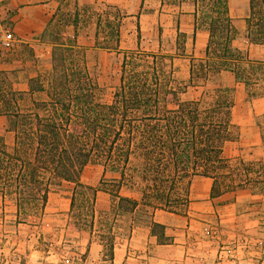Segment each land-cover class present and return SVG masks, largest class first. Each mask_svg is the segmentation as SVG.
Returning <instances> with one entry per match:
<instances>
[{
    "label": "trees",
    "instance_id": "16d2710c",
    "mask_svg": "<svg viewBox=\"0 0 264 264\" xmlns=\"http://www.w3.org/2000/svg\"><path fill=\"white\" fill-rule=\"evenodd\" d=\"M189 1L195 6V30L207 29L209 41L203 56L191 58L183 86L159 54L120 48L125 15L112 4L98 12L96 32L97 47L122 55L110 102L98 99L101 87L85 62L76 30L73 43L59 42L51 32V69L30 78L28 91L7 83L6 72H0V116L7 118L5 132L13 134L8 142L0 132V193L15 200L19 214L44 208L52 186L60 182L72 185L71 209L78 213L85 207L95 212L97 193L103 191L119 209L145 206L152 214H182L190 205V182L196 175L213 180V199L263 187L262 161L226 154L241 135L233 120L234 88L206 90L205 83L230 71L245 84L247 97L260 94L255 87L264 95V59L234 44L239 33L229 0ZM94 7L77 6L76 18ZM248 20L251 41L264 44V0H251ZM108 28L114 42H101L100 29L109 34ZM137 29L140 34L139 24ZM188 86L205 90L197 99H185ZM89 164L103 168L98 186L82 181ZM123 187L136 188L142 197L122 195Z\"/></svg>",
    "mask_w": 264,
    "mask_h": 264
},
{
    "label": "rangeland",
    "instance_id": "374dc122",
    "mask_svg": "<svg viewBox=\"0 0 264 264\" xmlns=\"http://www.w3.org/2000/svg\"><path fill=\"white\" fill-rule=\"evenodd\" d=\"M142 1L138 13H135L136 18H125L126 2L117 5L121 14L125 15L119 28L120 48L159 54L163 57L166 68L173 71L179 84H187L193 54L186 51L187 38L176 33L179 18L173 4L180 0ZM104 8H108L107 3H101L89 12H82L77 18L74 11L71 16L61 11L54 19L50 33L42 35L41 39L52 46L49 42L52 39L51 32L60 39L59 42L64 40L67 43H73L75 30L81 37L94 35L91 44L85 38H81L84 43H79L78 36L77 41L83 47L86 64L101 87L98 99L110 102L120 80L119 58L122 55L97 47L95 36L99 22L98 12ZM108 31L109 34L100 29L101 42H114L113 29L108 28ZM23 56L26 57V62ZM50 63L51 65L47 64L45 57H36L34 48L25 43H16L12 50H0V72H6L7 83L15 88L18 82L25 81L30 75H46L51 69L52 58ZM205 85L206 90L219 85L217 75H213ZM203 90L205 88L202 86H188L187 92L182 96L185 99H197ZM260 121L263 123L264 134V116ZM7 139L10 140V137ZM239 148L242 149L240 152ZM250 150L249 146L241 147L240 143L231 144L227 148V154L233 156L241 153L246 160L253 161L249 159ZM102 173L101 166L89 164L83 171L82 180L87 184L95 182L93 185L98 186ZM191 184H194L195 189L200 182L192 177L190 188ZM258 186L255 185L252 189L259 191ZM121 194L142 197L136 188L129 187H123ZM71 195L72 185L60 182L52 186L44 208L19 214L15 200L9 196L3 199L0 193V264H113L111 260L114 247L120 242L128 244L132 253L129 261L122 264H156L151 263L146 252L134 253L133 246L129 243L133 228L151 225L153 214L150 208L141 206L137 210L119 209L114 207L115 200L108 194L96 198L95 212L85 207L78 213V208L71 209ZM234 199L235 195L227 194L212 200V205H201L205 211H199V207H194L195 204L183 209V215L187 214L198 221L193 222L188 235V243L192 245L189 250L191 257L204 254L207 257L206 264H264V203H233ZM153 229L161 241L166 240L163 227L154 225ZM89 236L101 243L97 257L89 254ZM195 263L194 259L189 258L186 264Z\"/></svg>",
    "mask_w": 264,
    "mask_h": 264
},
{
    "label": "crops",
    "instance_id": "0c3cea01",
    "mask_svg": "<svg viewBox=\"0 0 264 264\" xmlns=\"http://www.w3.org/2000/svg\"><path fill=\"white\" fill-rule=\"evenodd\" d=\"M123 2H126L127 5L125 18H136L135 13H138V9L142 6V0H0V50H12V47L16 43H25L34 48L36 57H45L47 64L49 63L51 65L52 46L47 41H43L41 36L47 31L49 23L55 14L57 16L61 11L72 13L77 6H97L101 3L119 5ZM173 6L179 18L176 33L177 35L179 33L180 35L181 33L185 34L187 38L186 51L193 54L191 58L200 55L203 56L209 41V31L204 28L195 30L194 4L190 1L180 0L174 3ZM229 7L230 15L239 33L234 44L264 59V44L254 43L249 37L248 18L251 15V0H229ZM7 31L11 32L14 36V42L11 45H6L2 41V36ZM81 38L87 39L91 44L92 40H94V35L88 34L85 37L78 36L79 43H84ZM23 60L26 62V57L23 56ZM32 77L34 76L30 75L25 81L18 82L16 84L17 89L28 91L29 81ZM217 79L219 85L234 88L236 104L233 110V120L240 126L241 130L239 139L236 142H231L227 148L231 144L237 143H240L241 147L249 146L251 148L249 159L264 163L263 123L260 121L261 117L264 116L263 89L255 87L254 89L260 94L247 97L245 84L238 82L232 72L223 71L217 75ZM6 123L7 118L0 116V132H5ZM5 133L7 138L8 136L10 137V140L7 139L8 142H12L13 134L10 132ZM240 150L242 149L239 148V152ZM193 178L197 179L200 185L196 184L194 189V184L193 186L191 184L190 205L192 207L195 204L194 207H199V211H205L201 208V205H205L206 207L213 204L212 200L214 199L211 197L213 180L210 177L199 175ZM93 184L91 183V185ZM97 194L98 199L100 195H108L103 191H99ZM69 201H71V198H69ZM244 201L264 203V185L259 191L251 188L239 189L235 194L233 203H241ZM194 221L198 222L187 214L183 215L164 210H156L153 213L150 226L146 228L140 227L138 229L133 228L129 243L133 246L134 253L146 252V256L151 263L186 264L190 258L194 259L196 263L206 264L207 257L204 254H195V257L192 256L193 258L189 255V250H191L192 245L188 243V235L191 233L190 230L193 227ZM154 225L163 227L165 241H161L159 235L154 232ZM88 247L91 256L97 257L100 254L99 249L101 248V243L90 236L88 238ZM131 254V250L128 249V244L120 242L114 247V255L111 261L113 264H122L124 261L128 262Z\"/></svg>",
    "mask_w": 264,
    "mask_h": 264
},
{
    "label": "built area",
    "instance_id": "2783aa9c",
    "mask_svg": "<svg viewBox=\"0 0 264 264\" xmlns=\"http://www.w3.org/2000/svg\"><path fill=\"white\" fill-rule=\"evenodd\" d=\"M2 41L6 44V45H11L14 42V36L11 32L7 31L3 34L2 36Z\"/></svg>",
    "mask_w": 264,
    "mask_h": 264
}]
</instances>
